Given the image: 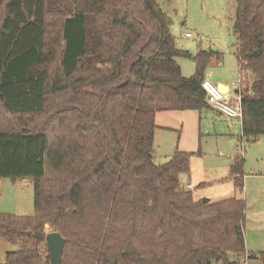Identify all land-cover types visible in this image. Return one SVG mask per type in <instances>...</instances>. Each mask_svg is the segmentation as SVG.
<instances>
[{"label": "trees", "instance_id": "16d2710c", "mask_svg": "<svg viewBox=\"0 0 264 264\" xmlns=\"http://www.w3.org/2000/svg\"><path fill=\"white\" fill-rule=\"evenodd\" d=\"M235 2L252 142L264 135V0ZM0 12V180L33 183L32 215L0 213V239L18 245L0 264H49L45 225L64 238L61 264H264L245 248L242 197L195 200L179 182L186 151L153 162L155 114L209 107L200 85L216 52L199 50L183 77L174 57L188 54L155 0H82L56 32L45 0H0ZM243 165L228 169L239 192Z\"/></svg>", "mask_w": 264, "mask_h": 264}, {"label": "rangeland", "instance_id": "374dc122", "mask_svg": "<svg viewBox=\"0 0 264 264\" xmlns=\"http://www.w3.org/2000/svg\"><path fill=\"white\" fill-rule=\"evenodd\" d=\"M155 1L170 21L169 31L174 38L175 47L188 54L174 57L183 77H190L194 73L193 55L199 50H211L216 51L219 58L212 56L213 58L207 62L206 69L209 68L215 74L224 72L233 83L238 81L234 56L236 36L232 30L235 0ZM45 3L47 28L53 32L57 31L61 19L69 13L78 11L82 6V0H45ZM186 32L191 36L186 37L184 35ZM235 89L236 87L231 89V92ZM214 117L216 120H213ZM217 119L219 118L206 108L201 110V114L198 111L187 112L183 126L180 123L177 126L173 123L171 130L159 132L164 143H159L158 138L153 135V162L156 165L167 162L181 139L180 146L184 147L191 156L189 172L179 175L180 184L183 187L187 183L194 184L191 189L192 194H200L210 199V202L235 196L243 197L245 200V248L247 240L250 248L264 252V135L252 142L241 141L240 123L235 122L234 136H231V139L235 140L234 145L230 143V138L227 139L225 146H222L224 153H219L213 135ZM14 122V119L9 118L4 124L10 125ZM223 123L227 124L225 121ZM241 142L243 147L240 146ZM241 156L244 159V188L242 192H239L232 179L228 177V172L227 181L219 180L220 178L215 176L221 165L227 164L229 168L233 158ZM0 213L18 216L32 215V181L1 179ZM44 229L45 233L53 231L48 225ZM17 248L18 245L0 239V263L7 251ZM229 260L236 261L232 254H229ZM213 264L223 263L214 261ZM238 264L260 263L253 259H241Z\"/></svg>", "mask_w": 264, "mask_h": 264}, {"label": "crops", "instance_id": "0c3cea01", "mask_svg": "<svg viewBox=\"0 0 264 264\" xmlns=\"http://www.w3.org/2000/svg\"><path fill=\"white\" fill-rule=\"evenodd\" d=\"M216 52V51H214ZM213 58V57H211ZM215 58H219L217 56H215ZM236 64V62H235ZM237 67V66H236ZM204 78L211 80L213 83H215L221 90L227 92L228 94H232L235 92V90H232L234 92H231V89H234V87H237V82L233 83L232 80L225 75L224 72L219 73V74H215L212 70H210L209 68H205L204 70ZM207 110H210V112H212L215 116H217L219 119H217L216 121V126L214 125V138L219 150V153H224L222 152V146H225V143L227 141V139L230 138V143L234 145L235 140L231 139V136H234V123H231V121L224 117L222 114H220L219 112L213 110L212 108L208 107L206 108ZM193 112L196 110H184V111H178V110H168V111H161V112H157L155 114L154 117V122L156 125V128L154 130V135L158 138L159 143H164L165 141H163V137L161 135V133L159 132H166L172 129V127L174 126L173 123H176L175 125L177 126L178 123H180L182 126L185 122L186 119V115L187 112ZM201 114V110L198 111ZM189 114H193V113H189ZM191 117L193 115H190ZM205 117V116H204ZM212 118V117H210ZM222 118V119H220ZM224 119V120H223ZM213 120H216L215 117L213 118ZM223 121H225L227 124L223 123ZM239 131V128H238ZM180 135V134H179ZM241 137V127H240V135L239 138ZM225 140V142H224ZM180 141L179 140V144L178 147L174 148V151L180 150V151H186V149L184 147L180 146ZM167 145H170V141L167 143ZM227 168V164H223L221 165L218 170H217V174L215 177L220 178L219 180L223 179L225 181H227V172H228ZM190 184V183H187ZM192 187L194 186V184H190ZM200 185V184H199ZM243 188H244V184H243ZM191 191V190H190ZM196 193V192H195ZM194 199L196 200H200L204 203L210 202V199L206 198V197H202L200 194H194ZM237 198H240L238 196H235ZM243 198V197H242ZM244 199V198H243ZM244 222H245V216H244ZM243 235H244V224H243ZM244 242H245V238H244ZM246 250L247 252H261L258 250H253L252 248H250L251 246H249L248 241L246 240ZM246 260V259H243ZM250 260V259H249ZM259 262V261H258Z\"/></svg>", "mask_w": 264, "mask_h": 264}, {"label": "built area", "instance_id": "2783aa9c", "mask_svg": "<svg viewBox=\"0 0 264 264\" xmlns=\"http://www.w3.org/2000/svg\"><path fill=\"white\" fill-rule=\"evenodd\" d=\"M184 35L186 37L191 36L188 32ZM200 87L205 94L206 103L210 108L228 118L231 123L239 122L241 124L242 113L240 93L242 87L239 85V76L236 90L232 94H228L227 92L221 90L215 83L205 78L202 80ZM240 140L243 141V138L240 137ZM240 146L243 147L242 142ZM184 187L186 190L192 189L190 184H186Z\"/></svg>", "mask_w": 264, "mask_h": 264}, {"label": "water", "instance_id": "95a60500", "mask_svg": "<svg viewBox=\"0 0 264 264\" xmlns=\"http://www.w3.org/2000/svg\"><path fill=\"white\" fill-rule=\"evenodd\" d=\"M25 182L27 180H24ZM46 257L49 264H61L64 238L58 231H50L45 234Z\"/></svg>", "mask_w": 264, "mask_h": 264}, {"label": "bare ground", "instance_id": "6f19581e", "mask_svg": "<svg viewBox=\"0 0 264 264\" xmlns=\"http://www.w3.org/2000/svg\"><path fill=\"white\" fill-rule=\"evenodd\" d=\"M46 226V225H45ZM47 231V230H46Z\"/></svg>", "mask_w": 264, "mask_h": 264}]
</instances>
